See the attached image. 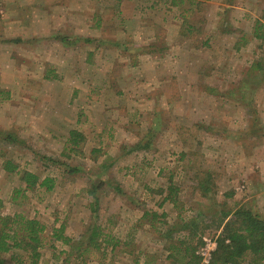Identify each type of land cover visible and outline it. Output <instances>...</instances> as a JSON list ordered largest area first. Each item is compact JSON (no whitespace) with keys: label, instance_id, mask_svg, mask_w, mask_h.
<instances>
[{"label":"rangeland","instance_id":"rangeland-1","mask_svg":"<svg viewBox=\"0 0 264 264\" xmlns=\"http://www.w3.org/2000/svg\"><path fill=\"white\" fill-rule=\"evenodd\" d=\"M263 26L264 0H0V134L17 140L0 141V198L3 213L44 224L37 264H82L52 239L60 224L74 240L92 223L118 239L84 264H170L167 224L196 219V240L217 238L220 210L264 217ZM178 55L183 81L169 79ZM71 130L83 135L74 147ZM4 159L52 189L26 190Z\"/></svg>","mask_w":264,"mask_h":264},{"label":"trees","instance_id":"trees-1","mask_svg":"<svg viewBox=\"0 0 264 264\" xmlns=\"http://www.w3.org/2000/svg\"><path fill=\"white\" fill-rule=\"evenodd\" d=\"M119 2L120 0H116ZM185 27V31L189 32L191 25L180 23ZM264 27V26H263ZM258 29V28H257ZM255 28L254 37L262 38V34ZM58 37V36H56ZM64 40V38H62ZM206 44V42H203ZM83 139V135L75 130L69 131V143L74 147ZM0 141L11 144L17 140L9 133L0 134ZM2 156V154H1ZM51 163L58 166H65L59 160H51ZM3 170L7 173H16L19 179L24 182L25 188L32 189L36 185L45 187L51 190L55 179L49 176L39 180L38 175L28 172L15 170L11 160L4 159L2 162ZM66 167V166H65ZM80 169L70 167L67 173L78 172ZM207 180L203 179L198 182V190L202 195H205L209 187ZM116 190L120 192L118 185H115ZM96 188L91 186L88 188L87 194L91 198L89 206L91 211L95 212L94 218H98L97 209L99 206V198L95 193ZM174 188H168V194L164 197L165 200L174 202L171 195ZM231 194L229 193L228 196ZM3 202L0 198V264H4L2 254H10V258L16 264L23 263L24 259H28L31 264H37L42 247V233L45 231V226L35 218H29L19 213L5 214L2 212ZM149 212H144L143 217H146ZM152 218H156V213H151ZM196 219L184 221L180 220L173 224H167L164 238L167 236V242H164V248L168 251L166 256L171 262L170 264H201V258L196 253L197 247L202 242L201 237L195 239L194 228ZM64 224H60L57 228H53L51 236L53 240L60 241L62 244L69 247V251H64L67 257H71L73 251L80 252L76 257H81V263L84 264L83 254L89 248L99 250L101 246L109 247V252H114V249L119 244L118 239L114 240V234H111L109 229L101 228L99 224L92 223L87 228L86 233L78 240L64 234ZM215 229L219 230L216 238V249L211 255L208 264H241V261L246 257H250L252 264H257L264 259V217L257 211H253L248 207L239 206L232 211H219L215 223ZM185 237H172L174 232H185ZM119 234V232H118ZM118 236V235H117ZM169 241V242H168ZM167 243V244H166ZM63 253V251H62Z\"/></svg>","mask_w":264,"mask_h":264},{"label":"crops","instance_id":"crops-1","mask_svg":"<svg viewBox=\"0 0 264 264\" xmlns=\"http://www.w3.org/2000/svg\"><path fill=\"white\" fill-rule=\"evenodd\" d=\"M175 25L177 26V24H175ZM176 62L178 63V66H177V68H175V70H171L172 74L169 75L170 76L169 79H171V80L179 79L180 81H183V77L185 75V64H187V60H184V58H182L180 55H178ZM190 63H193V62L189 59V64ZM196 63H197V61H196ZM196 63H195V65H196ZM194 68H195V74L191 73V76H190V77H193V80L191 81V83H193V85L190 84L189 89L196 90V88H197L196 82H199L202 79V77H200V72L202 73V68L199 69V68H196L195 66H194ZM193 95H195V94L193 93ZM176 96H182V95L178 94ZM167 103H170V102L167 101ZM174 104L177 105L179 103L177 101H175Z\"/></svg>","mask_w":264,"mask_h":264},{"label":"built area","instance_id":"built-area-1","mask_svg":"<svg viewBox=\"0 0 264 264\" xmlns=\"http://www.w3.org/2000/svg\"><path fill=\"white\" fill-rule=\"evenodd\" d=\"M201 240V245L196 253L201 258V264H208L211 259V255L217 246L216 238L204 236L201 238Z\"/></svg>","mask_w":264,"mask_h":264}]
</instances>
